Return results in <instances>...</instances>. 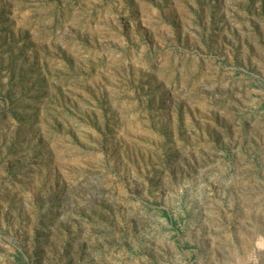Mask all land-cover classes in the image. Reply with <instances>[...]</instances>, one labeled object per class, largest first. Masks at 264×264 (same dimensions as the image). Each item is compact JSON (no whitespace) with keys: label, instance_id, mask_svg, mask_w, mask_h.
Listing matches in <instances>:
<instances>
[{"label":"rangeland","instance_id":"374dc122","mask_svg":"<svg viewBox=\"0 0 264 264\" xmlns=\"http://www.w3.org/2000/svg\"><path fill=\"white\" fill-rule=\"evenodd\" d=\"M0 264H264V0H0Z\"/></svg>","mask_w":264,"mask_h":264}]
</instances>
